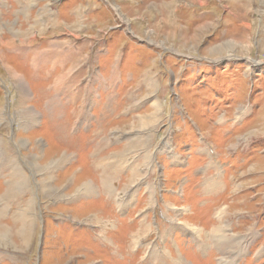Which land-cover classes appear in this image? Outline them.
Listing matches in <instances>:
<instances>
[{"label":"rangeland","instance_id":"374dc122","mask_svg":"<svg viewBox=\"0 0 264 264\" xmlns=\"http://www.w3.org/2000/svg\"><path fill=\"white\" fill-rule=\"evenodd\" d=\"M0 264H264V0H0Z\"/></svg>","mask_w":264,"mask_h":264},{"label":"bare ground","instance_id":"6f19581e","mask_svg":"<svg viewBox=\"0 0 264 264\" xmlns=\"http://www.w3.org/2000/svg\"><path fill=\"white\" fill-rule=\"evenodd\" d=\"M98 117H99V116H98ZM22 177H23V176H22ZM85 194H87V193H85ZM85 194H84V195H85ZM192 228H193V227H192ZM2 232H3V231H2ZM136 232H137V231H136ZM4 243H5V241H4Z\"/></svg>","mask_w":264,"mask_h":264}]
</instances>
